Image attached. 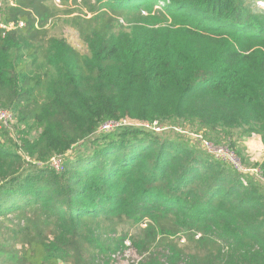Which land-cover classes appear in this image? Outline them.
I'll use <instances>...</instances> for the list:
<instances>
[{
    "label": "trees",
    "instance_id": "1",
    "mask_svg": "<svg viewBox=\"0 0 264 264\" xmlns=\"http://www.w3.org/2000/svg\"><path fill=\"white\" fill-rule=\"evenodd\" d=\"M59 1L0 0V264H97L127 240L138 264H264V158L254 176L181 133L240 161L264 145V10ZM62 14L87 54L50 31Z\"/></svg>",
    "mask_w": 264,
    "mask_h": 264
},
{
    "label": "rangeland",
    "instance_id": "2",
    "mask_svg": "<svg viewBox=\"0 0 264 264\" xmlns=\"http://www.w3.org/2000/svg\"><path fill=\"white\" fill-rule=\"evenodd\" d=\"M55 3L59 4L57 0H55ZM1 4V3H0ZM256 7L260 8L261 10H264V1L262 0H256L255 2ZM2 6V5H1ZM62 11H68L69 8L67 7H58ZM86 12V11H84ZM3 18V17H0ZM59 19H63L62 21L58 22L56 21L55 25L53 27H50V31L54 34L60 35V37H63L67 40V42L76 50H78L82 54H87L88 50L81 39L79 33L76 29H74L69 23H68V16L65 14H62ZM167 19L161 18V19H152L151 22L156 24V28H163L167 26ZM7 118V117H5ZM131 124V123H129ZM3 128V127H1ZM158 128V127H156ZM168 133H170L172 136L176 133L175 130L172 129V127H167ZM163 129H161L160 132H157L158 134H162ZM167 132H164L165 134ZM163 133V134H164ZM162 134V137H164ZM180 134V133H178ZM191 134V133H189ZM183 139H186V141L191 142L192 144L196 145L197 147H200V143L194 140L191 135L187 136L186 134L182 135ZM199 136V135H197ZM174 137V136H173ZM240 146H242V150L244 152V160L240 161L238 158V161L240 163V166L242 169H245L247 173L252 174L254 176H257V170L253 169V165L261 162L264 158V145L262 143V140L259 136H253L251 138L246 139L244 142H241ZM223 147V145H221ZM143 228H145V224L142 225ZM182 242H185V239L182 240ZM138 251L133 248V245H131L130 240H127L125 242L124 247L120 248L118 251H116L111 257H102L97 264H138L142 257L137 253Z\"/></svg>",
    "mask_w": 264,
    "mask_h": 264
},
{
    "label": "built area",
    "instance_id": "3",
    "mask_svg": "<svg viewBox=\"0 0 264 264\" xmlns=\"http://www.w3.org/2000/svg\"><path fill=\"white\" fill-rule=\"evenodd\" d=\"M264 1V0H262ZM57 2L59 3L60 1L57 0ZM264 7V6H263ZM24 25L22 23L19 24V27H23ZM2 28L4 29H11L13 28L14 26L11 25L9 26V28L7 26H4V25H1ZM7 117V118H5ZM10 120V117L8 116L7 113H2L0 114V129H2L1 127H5L7 126L8 122ZM125 125V124H124ZM126 125H130L128 123H126ZM115 127H117L116 125H106L104 128H103V131H110V130H113ZM147 129H152L153 131L155 132H160L161 131V128H156V126L154 127H150V126H145ZM169 128H164L163 131H166L168 130ZM182 134H186L187 136H190L196 140L197 142L200 143V147L202 150H204L205 152H207L209 155H211L212 157H214L215 159L217 160H220L222 162H225V163H228V164H231L232 166H234L238 171H241V172H246L245 169H242L241 166H240V163L238 161V158L237 156L235 155L234 152H232L230 149H228L227 147H221V146H215L214 144L206 141V140H203V138L201 136H195V135H192V134H189L187 132H183L181 131ZM53 163L54 164H57V161L56 160H53Z\"/></svg>",
    "mask_w": 264,
    "mask_h": 264
}]
</instances>
